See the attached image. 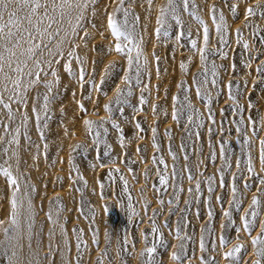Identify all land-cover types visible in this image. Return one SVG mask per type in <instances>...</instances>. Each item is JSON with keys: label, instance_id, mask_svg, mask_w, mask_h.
<instances>
[{"label": "rangeland", "instance_id": "374dc122", "mask_svg": "<svg viewBox=\"0 0 264 264\" xmlns=\"http://www.w3.org/2000/svg\"><path fill=\"white\" fill-rule=\"evenodd\" d=\"M168 4L169 0H152L151 4L124 0L130 12L127 30L142 51L138 71L136 51L129 71L126 56L114 50L117 40L108 28V15L120 0H91L79 27L76 10L66 9L62 19L59 10L51 13L56 22L49 27L45 20L41 25L47 28L43 37H49L50 43L42 49L43 37L33 32L37 47L31 58L20 55L30 46L21 30L25 38L15 51L24 63L14 100L19 107L34 111L35 130L22 134L23 143H11L14 135H9L0 115V167L16 177L18 200H25L30 208L29 225L38 226L34 232L38 244L33 245L41 251L33 256L36 264H146L147 255L141 253L153 245L156 252L151 264H264V257L257 254L264 245L253 244V238L264 237L260 144L264 140V70H258L264 69V0H189L187 9L182 0H175L182 28L171 14L162 25L157 23L160 9ZM213 7L217 22L221 12L224 16L220 34L212 19ZM248 7L255 15L246 18ZM197 16L209 28L207 45ZM115 18L123 26V14L116 13ZM60 22L61 31L54 33ZM23 27H29L27 22ZM61 40L59 48L46 56ZM192 41H196L195 49ZM120 43L133 47L123 38ZM198 49L204 50L203 62ZM44 56L37 66L36 61ZM68 60L72 74L65 70ZM16 66V57L11 68L4 64L12 79L18 78ZM81 67L85 73L82 87ZM126 75L130 82L124 80ZM49 83L53 85L50 92ZM174 110L178 119L172 118ZM85 120L94 122L91 130ZM8 156L14 158L11 166H19L17 170L7 166ZM249 159L253 171H248ZM161 175L168 177L167 185L159 183ZM12 191L10 181L0 173V264H19V252L13 249L19 227L11 224ZM254 196L259 200L256 206L252 205ZM253 207L257 215L248 217L250 228L245 229L242 218ZM46 220H54L61 228L65 250L60 259L56 257L59 239L51 240ZM154 226L158 232H152ZM221 237L227 243L222 244ZM236 246H242L241 251L226 259L224 254ZM173 252L181 259L174 260Z\"/></svg>", "mask_w": 264, "mask_h": 264}, {"label": "snow or ice", "instance_id": "6c2138e0", "mask_svg": "<svg viewBox=\"0 0 264 264\" xmlns=\"http://www.w3.org/2000/svg\"><path fill=\"white\" fill-rule=\"evenodd\" d=\"M91 0H60L59 4L56 3V0H52L51 2V8H49V5L47 3H42V0H0V48L3 50L0 51V73H4V79L5 80H11L12 78L4 71V64L7 62L8 67L11 68V60L13 57L17 58V66L14 69V71L18 74V78L13 81L15 88H19L21 85V79L19 78V74L23 72V68L21 67V64L24 63L23 61L19 60V57L17 56V52L15 51L16 48L21 47V41L24 40V36L21 35V30L23 31L24 34H26L28 41L30 42V46L24 51L21 52L20 55H27L28 58H31V56L35 55L36 52V45H35V37L33 35V32H35L36 37L42 38L45 34H48L47 28H41V25L44 23L45 20L48 21L49 27L51 24L56 22V18L54 15H51L50 13H56L57 9H59L60 13V18L62 19L65 15V10H76L77 15L75 17L77 21V27H79V22L83 20V12L85 9H87L89 3ZM149 4H151L152 0H148ZM183 6L185 9L188 8L189 5V0H182ZM44 9L45 11L43 12L42 15H38V12L40 9ZM236 6H232V10L235 11ZM212 11V19L213 22L215 23V28L217 34L222 33L224 29V16L223 13L221 12L219 14V22H217V14H216V9L213 7L211 9ZM23 12L24 15L21 17L20 13ZM116 13H122L124 17V24L121 26L117 20H116ZM171 14L172 18L176 20L177 24L181 26L182 28V22L180 21L179 17L176 15V5H175V0H169L168 7L166 8H161L160 9V17L157 19L158 24H163L165 21V18ZM130 15V12L127 8L124 7V0H120V5L117 9L114 10L113 13H110L108 15V28L111 30L112 35L115 37L117 40V43L114 46V50L122 55L126 56L127 59V64H128V70H132V66L134 63V58L132 56V52L135 50L137 55L135 57V63L137 65V71L139 70V62H140V57L142 56V51L139 48L138 45H136L133 41V35L132 32L127 30V17ZM255 15V10L251 7H248L246 9V18L247 16ZM5 16H7V21L5 22ZM138 19V17H136ZM196 19L198 22L203 25V42L205 45L208 43V38H209V28L207 24L199 17L197 16ZM27 21V24L29 27H23V22ZM7 29V31H5ZM15 29V31H13ZM237 33L239 35V30H237ZM156 34L157 37L160 35V28L156 29ZM87 35V33H85ZM167 35V33H165ZM180 35H183V32L181 31ZM121 38L123 40H126L129 44H133V47L128 48L126 45H122L120 43ZM11 45V47H9ZM245 48H248V44L245 43L243 45ZM197 44L196 41H192V48H196ZM200 52V59L203 62L206 57L204 55V50L203 49H198ZM61 55V58H63V55ZM74 52H69V56H74ZM77 60H80L81 58L79 56L75 57ZM159 58L157 57V60ZM58 62V61H57ZM145 64L147 63V58H144ZM37 66L39 65V61H36ZM26 66V64H25ZM181 68L184 69L185 65L181 63ZM49 67H51V63L49 62ZM233 65V69H234ZM213 69H215V65H213ZM65 70L69 73L72 74V69H71V60H68L65 63ZM258 70H264V69H258ZM208 69L205 67L204 72L205 74L207 73ZM29 75H32L31 72L28 73ZM84 69L81 67L80 69V74H79V79L81 81V87L83 86V80H84ZM215 71H213V76H215ZM53 77H56V82L58 83V76L55 70L52 71ZM36 78L37 80L39 79V73H36ZM124 80L127 82H130V78L126 75L124 77ZM207 82V81H205ZM212 83L215 84L216 81L215 79L212 80ZM52 83H49L46 85L48 88L49 92L52 89ZM231 83L228 84V88L231 89ZM181 87H183V83L181 84ZM117 92L119 94H122L121 90L118 88ZM197 95H200V88L199 86L197 87ZM229 95L231 97V92H229ZM234 99V97H232ZM177 99L174 97V100ZM187 99V97H185ZM45 100V108H47V102H48V97L45 95L44 97ZM117 103H119V96L117 97ZM0 103H4L2 94H0ZM145 103L143 96H141V104ZM208 104H211V98L208 97ZM4 106L6 108L10 109V105L5 103ZM189 108L192 107V105L189 103L187 105ZM105 110L106 111H111V106L110 105H105ZM80 108L82 111H86L84 109L83 104H80ZM175 108V105H174ZM153 111L155 112V106H153ZM172 118L173 119H178L177 112L174 110L172 113ZM211 118V117H210ZM188 119L191 121L192 117L189 116ZM37 120H39V116H37ZM85 125L89 127V130H91L94 122L90 120H85L84 121ZM113 127L119 128L118 125H116L113 122ZM137 127L139 128V124H137ZM153 133L155 134V129H153ZM98 135V134H97ZM41 138H43V133L41 132ZM155 139V135L153 137ZM122 146H123V140L121 141ZM261 144V163H264V140L260 141ZM46 147V146H45ZM80 147V146H77ZM154 147L157 149L159 148L158 145L154 144ZM221 150L223 151V145H221ZM173 155V159H175V154L171 153ZM187 158V157H185ZM155 157H153V160L155 161ZM160 163H165L163 158H160ZM103 166V165H101ZM167 168V165L165 164V169ZM116 171H119V169H116ZM175 171V169H173ZM248 171H253L252 166H251V160L249 159V166H248ZM0 173H2L5 177L8 178L10 181L11 185L13 186V191L11 193L10 197V204H11V224L14 226L19 225V200H18V193H19V184L16 179V177L12 176L11 171L9 169L0 167ZM190 180L192 179L191 174H189L188 177ZM81 179H83L81 177ZM211 179V178H209ZM126 183V182H125ZM159 183L161 185H167L168 184V177L161 175L159 178ZM264 183V181H262ZM197 191L199 190V182H197L196 185ZM211 187L209 188V191H211ZM191 191V189H190ZM236 188L233 185L232 187V192L233 194L236 193ZM259 204V200L254 196L252 199V205L256 206ZM107 210V209H106ZM211 215V213H209ZM225 216L230 217L229 212L224 213ZM257 215L255 211V207H253L252 211L250 213H246L245 217L242 218L243 220V228L249 229L250 228V222L248 217L251 216L253 219ZM49 219H51V213H49ZM3 224V221H0V225ZM7 229H5V232L7 233ZM152 232H158V229L155 228V226L152 229ZM177 238L179 239V230H177ZM145 240H147V237L145 236ZM221 243H227L223 237H221ZM253 244H261L264 245V237H258V238H253ZM242 246H236L232 251H229L224 254L225 258H232L234 255H237L241 251ZM200 249L201 251L205 250V245L203 242V239H201L200 243ZM181 250H183V245H181ZM156 252L155 246H150L145 249V252H142L141 255H147V260L146 264H151L152 259H153V254ZM259 256L264 257V247H261L258 250L257 253ZM172 258L174 260H180L181 256L178 255L176 252L172 253ZM201 259H203L201 257ZM11 264V262H10ZM255 264H260V261H256Z\"/></svg>", "mask_w": 264, "mask_h": 264}, {"label": "bare ground", "instance_id": "6f19581e", "mask_svg": "<svg viewBox=\"0 0 264 264\" xmlns=\"http://www.w3.org/2000/svg\"><path fill=\"white\" fill-rule=\"evenodd\" d=\"M51 2H52V0L42 1V3H47L50 6H51ZM56 3L58 4V0H56ZM57 10H59V9H57ZM20 15H21V17H23L24 13L21 12ZM39 15H42L41 12L39 13ZM6 21H7V16H5V22ZM25 22H27V21H24L23 25ZM61 25H62V22H60V24L56 27L54 33H58L61 31V28H60ZM49 39L50 38L47 36L43 37L39 43V47L44 49V47H46L45 45L50 43ZM61 43H63V40H61L58 44H56L58 46H54V48L51 51L46 53V56H49L50 54H52V52L54 50L59 48V45ZM24 56H26L28 58L27 55H24ZM46 56L40 57L38 59V61L43 62L46 59ZM15 80L16 79L5 80L4 74H0V86H1L0 92L2 95H5L3 97L4 103H0V115H1V117L4 118L3 120L5 122L6 129L9 132V135L10 136L14 135L13 136L14 138L12 140H9V142L13 143L14 141L16 142V140H21V142L23 143L25 141V138H23L22 134L29 133V132L31 133L33 130H35L34 124H35L36 115L34 114V111L31 109V107L28 106L26 108H22L16 104V101L14 100V96L18 92V88H15V85L13 83V81H15ZM6 94H7V96H6ZM5 103L10 105V109L6 108L4 106ZM18 134H19V138H16ZM20 135H21V137H20ZM13 161H14V158H12V157L8 156L6 158L7 166H9L13 171H15V170H17V168L19 166H15V165L11 166ZM15 173L18 174L19 172L16 171ZM19 205H20L18 208L19 225L17 226V227H19V229L17 231L18 240H16V243L14 244L13 249H15L19 252V257H18L19 258V261H18L19 264H36V260L34 259L35 258L34 255H35V253L41 251V247H39L37 245H33V244H38L34 240V237H35L34 232L38 228V226L36 224H34L35 226L29 225V221L31 219V214H30V208L28 206H26V201L25 200L20 201ZM46 224L50 229L49 233H50L51 240L54 238L59 239L57 242V244H59L58 245L59 253L57 254L56 257H58L60 259L61 254L65 250V245L59 236V234H60L59 230H61V228L59 226H57V224L54 220H48L46 222ZM41 244H44V243H41ZM33 256H34V258H33Z\"/></svg>", "mask_w": 264, "mask_h": 264}]
</instances>
